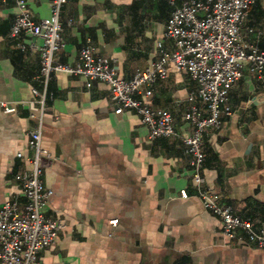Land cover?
Returning <instances> with one entry per match:
<instances>
[{
	"label": "crops",
	"instance_id": "1",
	"mask_svg": "<svg viewBox=\"0 0 264 264\" xmlns=\"http://www.w3.org/2000/svg\"><path fill=\"white\" fill-rule=\"evenodd\" d=\"M25 1L36 19L49 16V0ZM170 10L168 0H68L60 14L64 46L55 59L74 65L89 40L95 55L129 80L160 51L174 50L164 35ZM16 13L14 0H0V101L16 106L11 113L0 108V207L19 192L17 175L31 154L35 91L44 89L35 48L41 40L10 35ZM241 35L245 45L264 51V0L251 6ZM242 70L229 94L231 114L203 136L201 173L236 216L264 228V82L247 65ZM194 87L186 72L169 65L149 97L137 95L173 117L175 136L149 140L136 113L114 112L106 83L51 74L41 133L50 154L42 180L52 190L44 214L63 228L40 251L39 264H264V249L226 238L219 218L195 196L182 142L191 130L183 116ZM195 104L207 114L206 104Z\"/></svg>",
	"mask_w": 264,
	"mask_h": 264
},
{
	"label": "built area",
	"instance_id": "2",
	"mask_svg": "<svg viewBox=\"0 0 264 264\" xmlns=\"http://www.w3.org/2000/svg\"><path fill=\"white\" fill-rule=\"evenodd\" d=\"M14 1L17 13L10 35L17 37L24 33L41 40L35 48L39 53L37 76L44 89L40 93L35 91L37 113L30 114L35 124L28 130L27 141L31 154L26 157L28 167L17 175L19 192L0 207V264H39L40 251L53 245L63 228L59 219L44 214L46 201L52 195V190L45 187L42 180L50 154L41 145L46 87L51 74L62 72L106 83L114 112L136 113L147 128L148 139L154 140L176 135L173 117L168 110L154 107L137 95L149 97L152 85L157 79L166 77L169 65L186 72L195 84L188 97L189 110L183 116L191 130L188 136L182 137L185 151L190 155L195 196L205 210L219 218L226 238L264 249V228H257L252 221L236 216L230 205L220 202L205 186L201 173L203 136L208 128L219 129L222 119L231 114L229 94L242 77L244 65L264 82V51L254 44L245 45L241 35V27L256 0H182L180 3L168 0L171 10L164 35L174 42L175 48L160 51L150 67L137 69L129 80L119 78L104 57L95 55L89 40L81 47L74 65L55 59L56 52L64 46L60 14L68 0H49V16L41 19L33 17L25 0ZM196 99L207 105L206 115L195 104ZM0 108L4 113L16 110V106L7 101H0ZM16 157L21 158L22 153L17 152ZM179 195L189 197L185 189H181Z\"/></svg>",
	"mask_w": 264,
	"mask_h": 264
}]
</instances>
